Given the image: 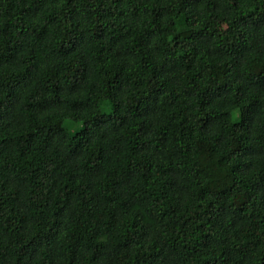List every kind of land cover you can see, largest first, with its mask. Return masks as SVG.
Wrapping results in <instances>:
<instances>
[{
	"label": "trees",
	"instance_id": "obj_1",
	"mask_svg": "<svg viewBox=\"0 0 264 264\" xmlns=\"http://www.w3.org/2000/svg\"><path fill=\"white\" fill-rule=\"evenodd\" d=\"M0 264H264V0H0Z\"/></svg>",
	"mask_w": 264,
	"mask_h": 264
},
{
	"label": "rangeland",
	"instance_id": "obj_2",
	"mask_svg": "<svg viewBox=\"0 0 264 264\" xmlns=\"http://www.w3.org/2000/svg\"><path fill=\"white\" fill-rule=\"evenodd\" d=\"M219 27V26H218ZM67 130L69 132H72L74 131L76 128L80 127L81 126V122H74V121H71L69 119H65V122H64Z\"/></svg>",
	"mask_w": 264,
	"mask_h": 264
}]
</instances>
